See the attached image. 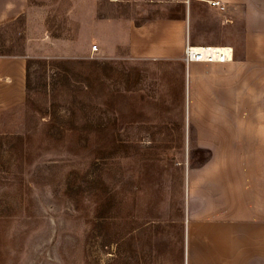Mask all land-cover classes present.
I'll return each mask as SVG.
<instances>
[{
	"label": "rangeland",
	"instance_id": "obj_1",
	"mask_svg": "<svg viewBox=\"0 0 264 264\" xmlns=\"http://www.w3.org/2000/svg\"><path fill=\"white\" fill-rule=\"evenodd\" d=\"M78 1L31 0L0 27V56L26 68L24 99L0 110V264H182L172 223L217 127L187 120L168 68L130 59L115 24L112 46L93 41L91 18L159 16L135 13L155 0Z\"/></svg>",
	"mask_w": 264,
	"mask_h": 264
},
{
	"label": "crops",
	"instance_id": "obj_2",
	"mask_svg": "<svg viewBox=\"0 0 264 264\" xmlns=\"http://www.w3.org/2000/svg\"><path fill=\"white\" fill-rule=\"evenodd\" d=\"M31 3L0 0V27L37 10ZM135 13L159 16L91 18L94 27L102 26L93 41L112 46L107 29L115 24L130 59L168 68L170 93L181 95L187 120L217 127L206 135L218 143L216 155L191 170L182 188L184 205L172 223L178 224L175 252L182 254V264H264V0H155ZM205 13L213 19L208 27L202 23ZM202 30L209 32L202 37ZM187 45L230 48L231 61L186 65ZM25 85V60L0 56V110L22 102ZM230 140L231 150L225 145ZM229 155L232 160H223Z\"/></svg>",
	"mask_w": 264,
	"mask_h": 264
},
{
	"label": "built area",
	"instance_id": "obj_3",
	"mask_svg": "<svg viewBox=\"0 0 264 264\" xmlns=\"http://www.w3.org/2000/svg\"><path fill=\"white\" fill-rule=\"evenodd\" d=\"M174 2L188 4L189 0H172ZM221 11L223 7L219 3H213ZM97 47L92 51L97 52ZM232 50L227 47H191L187 45L183 53L184 63H207V64H225L231 61Z\"/></svg>",
	"mask_w": 264,
	"mask_h": 264
}]
</instances>
